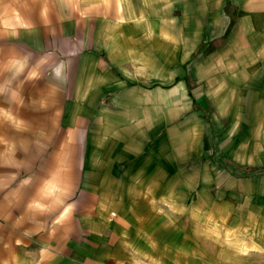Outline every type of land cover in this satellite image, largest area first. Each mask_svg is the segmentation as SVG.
Instances as JSON below:
<instances>
[{
    "label": "crops",
    "instance_id": "0c3cea01",
    "mask_svg": "<svg viewBox=\"0 0 264 264\" xmlns=\"http://www.w3.org/2000/svg\"><path fill=\"white\" fill-rule=\"evenodd\" d=\"M225 1L0 0V264H140L177 214L251 200L214 189L211 110L262 97L211 71Z\"/></svg>",
    "mask_w": 264,
    "mask_h": 264
},
{
    "label": "rangeland",
    "instance_id": "374dc122",
    "mask_svg": "<svg viewBox=\"0 0 264 264\" xmlns=\"http://www.w3.org/2000/svg\"><path fill=\"white\" fill-rule=\"evenodd\" d=\"M211 8L214 6L209 5ZM217 10L220 13L213 23L227 29V34L215 40L222 50L207 54L213 61L211 71L220 72L229 83L236 77L243 82L259 74L262 97L239 100L243 107L235 105L234 100L228 101L230 105L224 104L225 108L211 110L212 118H224L222 127L226 131L217 128L215 135L225 137L218 148L226 146L227 152V156L219 155L220 168L215 175L218 188L214 189L223 194L228 188L241 185L243 190L251 188L253 197L248 195L251 200L244 199L237 211L222 202L220 211L177 214L172 220L176 228H181L175 232L176 245L160 247L154 243L140 264H264V210L258 205L257 194L264 187V0H226ZM219 17L223 19L218 20ZM200 25L193 20L196 31ZM195 56L199 60L202 55ZM211 202L206 199V205ZM166 234L151 233L145 237L157 241V235L163 240Z\"/></svg>",
    "mask_w": 264,
    "mask_h": 264
}]
</instances>
